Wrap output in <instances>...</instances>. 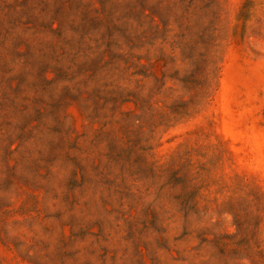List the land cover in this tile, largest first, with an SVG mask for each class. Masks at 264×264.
<instances>
[{
    "label": "rangeland",
    "instance_id": "374dc122",
    "mask_svg": "<svg viewBox=\"0 0 264 264\" xmlns=\"http://www.w3.org/2000/svg\"><path fill=\"white\" fill-rule=\"evenodd\" d=\"M0 264H264V0H0Z\"/></svg>",
    "mask_w": 264,
    "mask_h": 264
}]
</instances>
